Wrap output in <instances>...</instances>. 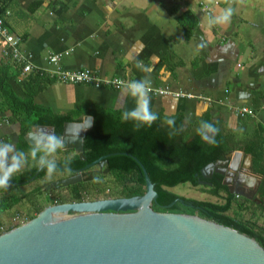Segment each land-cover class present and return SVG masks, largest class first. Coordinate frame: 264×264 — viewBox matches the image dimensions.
<instances>
[{
    "label": "crops",
    "instance_id": "0c3cea01",
    "mask_svg": "<svg viewBox=\"0 0 264 264\" xmlns=\"http://www.w3.org/2000/svg\"><path fill=\"white\" fill-rule=\"evenodd\" d=\"M229 6L234 9L230 23L208 25L210 14ZM4 10L10 12L5 17L9 30L22 38L21 49L36 69H53L48 57L61 53L65 69L90 68L129 81L148 77L151 86L192 95H150L151 109L162 118L181 116L186 132L195 131L201 121L216 125L231 136L237 149L216 161L214 172L226 169L228 176L239 172L231 187L237 183L245 191L260 183L255 180L260 175L250 170L252 156L243 147L258 135L264 138V0H220L209 10L201 0H0V15ZM47 78L33 102L52 114L72 115L78 122L93 109L134 107L121 89ZM18 79L9 85L15 95L26 98ZM230 103L247 106L254 115L236 116ZM0 121V141L17 150L24 146L20 124L9 110L0 107ZM36 126L52 125H32L23 137L28 146V134L40 129ZM74 154L73 149H62L55 159L59 163ZM32 165L30 161L21 171Z\"/></svg>",
    "mask_w": 264,
    "mask_h": 264
},
{
    "label": "water",
    "instance_id": "95a60500",
    "mask_svg": "<svg viewBox=\"0 0 264 264\" xmlns=\"http://www.w3.org/2000/svg\"><path fill=\"white\" fill-rule=\"evenodd\" d=\"M87 119L90 126L82 129L74 140L78 130L87 126ZM92 123L89 115L78 122L67 121L60 134L65 141L64 149H73L82 161L85 132ZM36 128L54 132L52 126ZM110 155L81 168L70 167L71 176L54 180L50 185L57 188L86 181L92 176H87V169L95 165L102 168ZM131 157L144 175L143 195L48 205L26 223L0 234V264H264L263 247L232 227L197 214L154 210L151 204L157 192L143 164ZM214 168L215 163H209L200 173L214 172ZM57 169L67 171L60 163ZM216 171L224 176L222 182L229 193L244 195L240 189H231L235 179L228 177L226 169ZM39 172L37 168L31 177L11 181L10 186L32 182ZM176 201L189 204L177 198L170 205Z\"/></svg>",
    "mask_w": 264,
    "mask_h": 264
},
{
    "label": "trees",
    "instance_id": "16d2710c",
    "mask_svg": "<svg viewBox=\"0 0 264 264\" xmlns=\"http://www.w3.org/2000/svg\"><path fill=\"white\" fill-rule=\"evenodd\" d=\"M176 19L181 22L179 16ZM187 31H189V27H185L186 38L189 37L186 34ZM19 72L20 66L15 62L4 63L0 61V96L3 100L0 107L2 111L9 110L12 120H18L21 129V142L24 144L18 150L27 152L29 146L25 144L23 137L32 125L50 124L54 127V133L60 136L63 124L67 121H73L74 117L72 115L52 114L33 102L35 93L49 81L47 76L38 72L31 73L20 81L28 97L19 98L15 95L9 82L16 80ZM122 112L121 110L100 108L91 110L92 127L85 132L84 137L85 160L82 161L77 153L72 155L69 157L72 160L71 168H81L104 155L111 154L107 157L105 164L109 168L108 173L102 177L109 176L121 186L119 196H141L145 193V179L139 164L131 157V155L135 156L143 164L153 183V188L157 192V198L151 205L154 210L196 213L203 218L232 227L254 238L264 249V227L257 225L255 221L245 223L227 214L231 208H237L238 211L243 210L244 203L249 201L237 199L238 197L234 193H229L227 186L222 182L223 175L220 173L213 172L211 177L207 179L200 173L207 164L223 160L228 153L237 149L231 136L225 135L219 130L218 134L215 135V142L210 143L201 139L196 130L186 132L181 116L172 118L175 120V128L182 129L175 136L169 135L173 129L165 123L168 118L159 116L151 127L145 126L137 131L134 129L133 122L121 120ZM243 150L252 156L251 172L261 176L257 194L264 202V138L259 135L256 136L255 139L244 145ZM66 159L59 161V163L64 165L63 162ZM37 168L33 163L30 168L15 174L11 181H24L31 177ZM60 172L61 170L57 169L56 173ZM44 177H46V170H40L34 181ZM201 180L207 181L202 185V192L217 197L221 196L223 198L222 203L186 198L167 189L181 183L201 186ZM61 188L69 190L70 198L65 200L68 202L83 201L91 197L92 194L99 195L104 192L99 181L96 183L78 182ZM53 190L44 191L42 185H37L24 194L17 192L15 186H10L7 190L0 189V194H3L0 198V213L10 209L24 198L31 200L30 196L36 197L41 195L43 191L49 194ZM107 196L115 197L114 194ZM177 198H182L184 202L193 204V206L185 205L179 201L171 206L170 203ZM10 229L11 226L8 227V230Z\"/></svg>",
    "mask_w": 264,
    "mask_h": 264
},
{
    "label": "clouds",
    "instance_id": "9594fccd",
    "mask_svg": "<svg viewBox=\"0 0 264 264\" xmlns=\"http://www.w3.org/2000/svg\"><path fill=\"white\" fill-rule=\"evenodd\" d=\"M209 3L212 0H208ZM234 14L232 7L222 9L219 14L209 15L208 25H226L230 23ZM139 66V65H138ZM151 71V68L145 69ZM151 83L148 77L139 80H131L125 83L121 89V95L131 98L134 107L131 110H124L121 115L123 122H133L134 129L139 131L141 128L151 125L159 118L158 114L151 109ZM165 123L173 130L170 136H175L182 129L175 128V120L168 118ZM91 124L87 119V126L82 127L76 133L74 140L82 129H86ZM201 139L210 143L215 142V135L219 129L212 123L201 121L196 129ZM30 146L27 152L17 150L14 144L0 141V189L7 190L10 187L12 177L19 173L23 168L28 166L31 161L40 170H46L47 177H52L57 172V161L55 159L57 153L65 148V141L61 136L54 132L47 131L43 128L32 131L28 134ZM67 171H71V158H67L64 162Z\"/></svg>",
    "mask_w": 264,
    "mask_h": 264
},
{
    "label": "built area",
    "instance_id": "2783aa9c",
    "mask_svg": "<svg viewBox=\"0 0 264 264\" xmlns=\"http://www.w3.org/2000/svg\"><path fill=\"white\" fill-rule=\"evenodd\" d=\"M220 0H212L211 3L208 0H201V4L204 8L209 10L211 5H218ZM8 10H4L3 15H0V61H10L15 62L20 66L19 79L18 81L24 79L27 75L38 72L44 76L51 78L52 80L61 83H72V84H84L95 88H112V89H122L123 85L129 80L118 77V76H102L97 71L90 68H80V69H65L60 65L61 53H52L48 57V62L54 65V68L48 70L47 72L41 71L33 67V65L28 61L27 56L23 53L21 49L22 38L10 31L6 22L5 17L9 15ZM150 95H171L174 97H191L189 93H184L182 91H173L168 86L157 87L151 86ZM231 111L239 117H244L246 115H254V111L244 105L229 104ZM1 122V121H0ZM5 123H8L4 119ZM238 197V194H235ZM28 221V217L17 213L12 218V224L6 227L0 226V234L5 233L8 227L14 229Z\"/></svg>",
    "mask_w": 264,
    "mask_h": 264
},
{
    "label": "rangeland",
    "instance_id": "374dc122",
    "mask_svg": "<svg viewBox=\"0 0 264 264\" xmlns=\"http://www.w3.org/2000/svg\"><path fill=\"white\" fill-rule=\"evenodd\" d=\"M68 174L69 172L64 171L63 174H56L54 175V177L53 176L50 178L44 177L36 181H32L29 184H22L19 186H15V190L19 193L24 194V193L31 191L37 185H42L45 188V186L48 184L49 181L60 179V177L66 178L68 177ZM255 180L257 182L258 180H261L260 176L255 177ZM100 184H101V187L104 189V192L99 195L92 194V196L86 200L110 198V196H107L110 194H114L115 197H120L119 193H120L121 186L117 184L115 180L112 179L111 177L107 176L105 178H102L100 180ZM254 187L255 185L254 186L252 185L251 188L254 190ZM167 189L179 196H183V197L194 199V200L211 201V202H217V203L223 202V198L221 196L217 197L207 192H202V186H192L189 183H181L173 187H168ZM45 190L46 189H44V191ZM54 190L53 192L49 194L43 191L41 195H38L36 197L34 195L30 196L29 198L31 200H29L28 198H24L18 204L14 205L10 209L3 211L2 213H0V226L6 227L8 225H11L12 218L17 213H20L28 217V221H29L32 216H35L39 212V211L37 212L39 208L41 211L44 207L51 205V204H55L57 201L64 200L63 202H68V201H65L70 198L68 189L60 188V189H56L55 191ZM251 190H250V193L252 192ZM1 197H2V194H0V198ZM51 202H54V203H51ZM244 205L245 207L243 210L238 211L237 208H231L227 212V214L245 223H248V221H255L257 225L264 227V208H263L264 202L262 201V202L253 203L249 201V202H245Z\"/></svg>",
    "mask_w": 264,
    "mask_h": 264
},
{
    "label": "flooded vegetation",
    "instance_id": "af4514ba",
    "mask_svg": "<svg viewBox=\"0 0 264 264\" xmlns=\"http://www.w3.org/2000/svg\"><path fill=\"white\" fill-rule=\"evenodd\" d=\"M106 164V163H105ZM105 164L103 165V167L102 168H99L98 167V165H95V166H93V167H91V168H89V169H87V176L88 175H90V174H92V176H91V178L90 179H88V180H86V181H81V182H89V183H96V182H98L99 181V183H100V180L103 178L102 176L104 175V174H106V173H108V171L106 170V166H105ZM207 172H205V174L204 175H202L205 179H207V178H209V177H211V175H212V173H210V174H206ZM236 173V172H235ZM238 173L239 172H237L234 176H228L229 178H231V179H236L237 178V176H238ZM73 173H71V172H69V174H68V176H71ZM64 178V177H63ZM223 178H224V176H223ZM61 179V178H60ZM57 180V179H56ZM52 181H54V180H51V181H49L48 182V184L45 186V188L44 189H46L45 191H49L50 189H60L61 187H57V188H55V187H53V186H51L50 184H51V182ZM207 181H205V180H201V183L202 184H204V183H206ZM30 183V182H29ZM259 185H260V183L258 184V185H255V187H254V190L252 189V188H250V189H248V190H244V189H242V188H239V186H237V184H235L234 186H232L231 187V189L232 190H235V189H240V191H242L243 192V196H241V195H239L238 196V198L239 199H241V200H247V201H250V202H253V203H257V202H262V200L259 198V196H258V194H257V191H258V188H259ZM228 188V187H227ZM252 189V190H251ZM54 190V191H55ZM250 190L252 191L251 193H250ZM122 193V192H121ZM121 195V194H120ZM120 197H124V196H120ZM241 197V198H240ZM152 204H153V201H152ZM151 204V205H152ZM171 204V203H170ZM174 204V203H173ZM172 204V205H173ZM171 205V206H172ZM185 205H189V204H185ZM161 212H164V211H161ZM196 214V213H195Z\"/></svg>",
    "mask_w": 264,
    "mask_h": 264
},
{
    "label": "bare ground",
    "instance_id": "6f19581e",
    "mask_svg": "<svg viewBox=\"0 0 264 264\" xmlns=\"http://www.w3.org/2000/svg\"><path fill=\"white\" fill-rule=\"evenodd\" d=\"M55 214V213H54Z\"/></svg>",
    "mask_w": 264,
    "mask_h": 264
}]
</instances>
